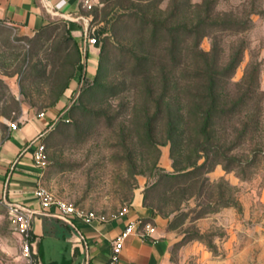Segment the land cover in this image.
<instances>
[{
	"label": "rangeland",
	"instance_id": "rangeland-1",
	"mask_svg": "<svg viewBox=\"0 0 264 264\" xmlns=\"http://www.w3.org/2000/svg\"><path fill=\"white\" fill-rule=\"evenodd\" d=\"M82 9L97 38L89 78L66 21L35 33L0 22V141L25 111L63 101L43 137V184L58 198L115 216L141 196L171 235L165 264H264V0H82ZM191 35L225 71L229 110L208 150L196 103L191 113L201 87ZM0 264H40L1 201Z\"/></svg>",
	"mask_w": 264,
	"mask_h": 264
},
{
	"label": "crops",
	"instance_id": "crops-1",
	"mask_svg": "<svg viewBox=\"0 0 264 264\" xmlns=\"http://www.w3.org/2000/svg\"><path fill=\"white\" fill-rule=\"evenodd\" d=\"M84 18L82 0H0V22L16 25L29 33H35L55 20L66 21L81 44L89 78L94 68L91 62L93 60L94 64L96 61L94 56L98 48L87 43ZM69 90L66 97H70L75 89L71 87ZM64 104L60 101L52 106L44 117H39V112L35 110L25 111L17 129L9 126L6 136L0 141V200L20 203L36 211L33 232L41 264L49 261L107 264L113 255L114 240L131 222H136L137 230H142L145 223H151L155 226L154 237L137 232L129 235L117 264H165L171 235L164 219L146 206L141 196L135 197L129 209L108 216L107 221L87 223L76 219L75 226L53 216L54 208L48 210L42 207L35 191L38 184L43 183L44 169L36 164L33 153L54 126L57 117L64 114ZM49 231L52 237L46 243ZM78 231L82 233V239Z\"/></svg>",
	"mask_w": 264,
	"mask_h": 264
},
{
	"label": "built area",
	"instance_id": "built-area-1",
	"mask_svg": "<svg viewBox=\"0 0 264 264\" xmlns=\"http://www.w3.org/2000/svg\"><path fill=\"white\" fill-rule=\"evenodd\" d=\"M84 21L86 23L84 36L88 40L89 44L95 45L97 42V38L91 36V30L89 28V19L84 18ZM38 116L44 117L46 116V112L41 111L38 113ZM9 126L12 129H17L19 127V120L12 121ZM33 154L36 164L44 169L47 164V148L43 141H40L37 144ZM35 194L44 209L49 210L51 208H54L55 210L52 213V215L62 219L63 221L71 224L72 226H75L76 219L83 220L84 222L87 223H90L94 220H101V221L108 220V215L104 213H98L95 211L86 210L84 208L77 207L74 204L68 203L63 199L58 198L47 186H45L41 182L38 184ZM0 201L8 203V206L10 208V213L14 219L16 230L21 236L24 253L27 256L34 258L38 254L36 251L35 237L33 232V220L36 211L20 203L7 202L5 199H1ZM136 232L140 233L143 236L150 235L154 237L155 226L147 222L144 224L142 230H137L136 222H131L121 232V234L114 240L113 255L107 264H117L119 260V255L124 246L125 239L129 235ZM78 234L82 239L83 238L82 233L78 231ZM30 262L32 263V261Z\"/></svg>",
	"mask_w": 264,
	"mask_h": 264
},
{
	"label": "trees",
	"instance_id": "trees-1",
	"mask_svg": "<svg viewBox=\"0 0 264 264\" xmlns=\"http://www.w3.org/2000/svg\"><path fill=\"white\" fill-rule=\"evenodd\" d=\"M198 27L199 26H195V28ZM106 31L107 30L105 28H101L98 32L99 34H104ZM191 38H193L191 39V50L193 51V53H195L196 59L199 60L197 66L196 63L191 64V80H193V82H195V80L201 82V87L196 89V91H193V89H191V113L192 104L196 103L195 105L197 106L194 107V113H200L197 116V120L199 124L202 125L204 128V130L200 132V134L204 136V148L208 150L213 147L214 141V135L209 132V130H211V128L213 127L216 117L226 114V112H228L229 110L224 107L225 105L223 104L221 94L218 90L220 80H223V77L225 76V71L219 70L218 63L216 61H209L207 58V53H204L203 51L199 50L200 37L194 38L191 35ZM173 40H176V38H174ZM84 63L86 62L84 61ZM229 67L231 68V65ZM84 76L85 74L82 73V79H84ZM193 86L191 87L194 88ZM45 264L63 263L59 261H49Z\"/></svg>",
	"mask_w": 264,
	"mask_h": 264
}]
</instances>
